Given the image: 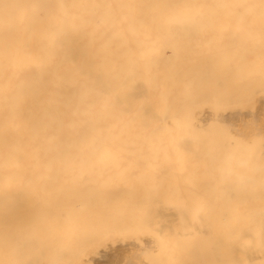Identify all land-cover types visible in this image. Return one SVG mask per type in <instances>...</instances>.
Returning a JSON list of instances; mask_svg holds the SVG:
<instances>
[{
    "label": "snow or ice",
    "instance_id": "obj_1",
    "mask_svg": "<svg viewBox=\"0 0 264 264\" xmlns=\"http://www.w3.org/2000/svg\"><path fill=\"white\" fill-rule=\"evenodd\" d=\"M217 76L264 95V0H0V264H89L116 236L148 238L126 264H264V119L191 123ZM117 179L142 194L90 195Z\"/></svg>",
    "mask_w": 264,
    "mask_h": 264
},
{
    "label": "bare ground",
    "instance_id": "obj_2",
    "mask_svg": "<svg viewBox=\"0 0 264 264\" xmlns=\"http://www.w3.org/2000/svg\"><path fill=\"white\" fill-rule=\"evenodd\" d=\"M175 43L176 42L174 40H159V41H157L155 43V45H154V47L152 49V55L154 57V59H153V69L154 70H158L160 72H164L165 70H171L174 66L177 65L178 58H177ZM69 54L72 55V56H75L76 58L87 57L89 55L87 44L86 43H77V42H74V41H70V43H69ZM179 65L181 66V68L183 69V71H184V73L186 75H188L190 78L197 79V80L200 79L201 77L207 78L209 76V74L211 73V71H212L211 69L203 66L200 63L199 58H198V54H197V52L194 49L186 51L183 55H181L179 57ZM132 87L134 89L140 88V87H142V84L141 83H135V84L132 85ZM214 88H218L224 93L225 99L223 101H225L227 98H230V96L232 94H234L235 92H237V94L243 92L241 90L236 89L235 87H234V90H233L232 89L233 86L231 87L229 82L223 80L222 78H219L218 76L216 78V82L214 84ZM232 91H234V92H232ZM254 93L255 94L258 93V90L255 91ZM254 93H251L250 95L253 96ZM248 94L249 93L245 94V92H244V95H248ZM178 95H179L178 93H175L174 94V99L177 98ZM242 95H243V93H242ZM263 99H264V97H263ZM251 100H252V102L254 101V99H251ZM251 100H249L250 102L247 105H250ZM258 100L259 99H257V104H258V107H260L261 103L262 102L264 103V100L262 101V98H260V106H259V101ZM243 102H244V99H243ZM229 103H230V101H229ZM219 104L220 103H216V102L197 104L194 107L193 111H192V116H191L192 126L194 128H196V129H205V128H208L209 126L213 125L214 123H217V122H215L216 120L211 118V116L212 117L216 116L215 112L219 108V106H218ZM251 105H250V107H251ZM253 106H255V109L257 108V105L255 103L254 105H252V107L250 109L252 111H254ZM234 109H236V108H234ZM234 109L231 108V110H234ZM238 109H239V111L241 110V112L242 111L245 112V110H243L242 108H238ZM238 109H236V111ZM262 109H260V110H262ZM220 110H222V109H220ZM228 110H230V109H228ZM252 111H248L250 115H253V114H251ZM224 112H221V114H218V113L217 114L220 117L221 115L226 114ZM236 113L238 114V112H236ZM236 113L235 114L231 113L232 115H228L229 117L233 118L232 119V123L234 125L233 127L241 126L240 123L245 124L244 121L247 119V118L245 120L242 119V118H244V116L243 117H239L240 114H243V113H239V116L238 115L235 116ZM151 114L158 115V118L160 120H166L167 119V117L162 112L157 114V113H155L154 110H152L150 112V115ZM227 114H229V113H227ZM228 116L226 115L225 117L228 118ZM245 116L249 117V115H245ZM251 118L252 119H249L250 121H254L257 125H259L260 121L262 119H264V112L259 111L256 114H254V116L251 117ZM216 119L219 122L218 117H216ZM220 120H222V118ZM249 120L247 119L246 122H248ZM222 121L224 122V118H223ZM230 122H231V120H230ZM226 124H228V122H225V125ZM199 150H200L201 153H208L211 150L210 138L206 139L205 142L200 145ZM130 189H132V188L129 186V184H127L124 181H121V180L117 179V180H111V181L106 182L105 184L101 185L99 188L91 191L90 195H92L94 197H97V198H101V199L121 200V199H125V198H128V197L132 196L130 194V192L132 190H130ZM128 190H129V195H127ZM139 191H140V189H139ZM124 192H126V193H124ZM121 193H123L124 195L121 194ZM30 194L31 193L29 191L25 190L24 192L20 193V196H21V198H24V197H27ZM134 194H135V192H134ZM139 195H140V193H139ZM178 214L179 213H177V215ZM211 228H212V225H211L210 222H205L203 225H197V229L198 230H211ZM116 237L120 238V236H116ZM123 237H128V236H123ZM131 238H133V236ZM145 238H147V237H145ZM109 239H111V238H109ZM123 239L124 238H122V241H123ZM117 240L120 241L119 239H117ZM128 240L129 241H127V239H126L127 243L119 245V247H116L112 251L110 250L111 251L110 253L105 255V257L102 260L101 259L98 260L95 264H126L127 261H129L131 259H134L135 258L134 254H135L136 250L139 248L140 245L139 246L135 245L137 243L136 240H135L136 243H134V244L130 243L131 239H128ZM122 241H120L119 244ZM138 241H141L140 238H139ZM106 242H108V241L106 240ZM115 242L117 243L116 239H115V241L113 243L115 244ZM131 242H134L133 239H132ZM139 243L140 244H144V241H143V243H142V241L139 242ZM139 243H137V244H139ZM109 244H110L109 246L111 248L112 244L111 243H109ZM105 245H106V249H108L107 244H105ZM98 249L100 250L101 248L98 247ZM96 251H98L97 248L93 252L94 255H96L100 251H103V249H101L98 252H96ZM93 253L91 255H93ZM88 257H90V256H86L85 259L88 260ZM95 257H97V255ZM98 257H100V256L98 255ZM92 260H93V258H92ZM90 262H89V264H90Z\"/></svg>",
    "mask_w": 264,
    "mask_h": 264
},
{
    "label": "rangeland",
    "instance_id": "obj_3",
    "mask_svg": "<svg viewBox=\"0 0 264 264\" xmlns=\"http://www.w3.org/2000/svg\"><path fill=\"white\" fill-rule=\"evenodd\" d=\"M230 85H231V87L233 86L231 83H229ZM233 90H234V86H233V88H232ZM237 89V88H236ZM232 92H234V91H232ZM242 93H243V95H242ZM235 95L237 94V92H235L234 93ZM234 94H232L231 96H230V98H227L225 101H223V102H221L218 106H219V108L217 109V111L215 112V114H216V116H211V118H213L214 120H216L215 122H217V123H220V124H224L225 125V122H228V124H226L227 126H234L233 125V123H232V117H229L228 115H232V114H235L236 112H238V114L236 113V115L235 116H239V113H243V114H240V116L239 117H243L244 116V118H242V119H252L251 117H253L254 116V114H256L257 112H259V111H262V112H264V103L262 102L261 103V106H260V98H262V101L264 100L263 99V97H264V95H261V93L258 91V93H254L253 94V96L252 95H250V94H248V95H244V91L243 92H241V93H239V94H237L236 96L234 95ZM245 94H247L246 92H245ZM262 96V97H261ZM245 97V98H244ZM243 99H244V102H243ZM251 99H254V101L252 102V100ZM257 99H259L258 101H259V106L261 107H258V104H257ZM242 100V101H241ZM249 100H251V103H250V105L252 104V105H254L255 103H256V105H257V108L259 109H255V106H253V108H254V111H252V110H250L251 109V107H252V105H251V107H250V105H247L250 101ZM229 101H230V103H229ZM209 106V105H208ZM247 106V107H246ZM209 108V107H208ZM227 108V109H226ZM231 108L232 109H234V108H236V109H238V108H242L243 110H245V112L244 111H242L241 112V110L239 111V109L236 111V109H234V110H231ZM252 108V109H253ZM263 108V109H262ZM220 109H222V110H220ZM228 109H230V110H228ZM260 109H262V110H260ZM220 110V111H219ZM225 112H224V111ZM236 111V112H235ZM248 111H252L251 112V114H253V115H250L249 114V112ZM221 112H224V113H226V114H224V115H221L220 117H219V115L218 114H221ZM232 114H231V113ZM234 112V113H233ZM247 112V113H246ZM256 112V113H255ZM218 113V114H217ZM227 113H229V114H227ZM214 114V113H213ZM249 115V117L248 116H245V115ZM218 115V116H217ZM228 116V118H226L225 116ZM242 115V116H241ZM216 117H218V120H219V122L217 121V119H216ZM222 118V120H223V118H224V122L222 121V120H220ZM231 118V119H230ZM227 121H226V120ZM246 119V120H247ZM229 120V121H228ZM230 120H231V122H230ZM246 120L244 121V123H247L246 122ZM250 121V120H249ZM231 124V125H230ZM240 125H243L242 123H240ZM130 190H132L131 192H130V194L131 195H139V193L141 194L142 192H141V190L139 191V188L138 189H135V190H133V189H130ZM134 192H135V194H134ZM124 193H126V192H124ZM121 194H123V193H121ZM124 195V194H123ZM127 195H129V190H128V193H127ZM166 211H169V214L170 215H174L175 217H176V219L177 220H179V218H180V215L178 214L177 215V213L178 212H176L174 209L173 210H166ZM178 217V218H177ZM132 236H128V237H123V236H120V238L119 237H113V238H111V239H107V241L108 242H106V240L103 242V244L101 245V247L99 246V248H101V249H103V251H100L98 248H97V250L98 251H100V252H98V251H96V252H98L96 255H97V257H95L96 255H94V253H93V255H88V256H90V257H88V261L90 262L91 260H92V258H93V260L90 262V264L92 263V264H95L98 260H102L104 257H105V255H107L108 253H110L112 250H114L116 247H119V245H122V244H124V243H127V241H129L128 239H131V241H132V239H133V241L134 242H131L130 241V243H132V244H134V243H136V241H137V243H139V242H141L142 241V243H143V241H144V243H145V241H147L148 240V238H145V237H143V238H140V240L141 241H138L139 240V238H134V236H133V238H131ZM122 238H124L123 239V241L125 240L126 241V239H127V241L125 242H123L122 241ZM115 239H116V241H117V243L115 242V244L113 243L114 241H115ZM117 239H119L120 241H122L120 244H119V242L120 241H118ZM138 239V240H137ZM136 240V241H135ZM109 243H113L112 244V246H111V248H110V244ZM135 244V245H141L140 243L139 244ZM105 244H107V247H108V249H106V245ZM116 245V246H115ZM114 246V247H113ZM106 249V250H105ZM111 250V251H110ZM106 251V252H105ZM108 251V252H107ZM102 254V255H101ZM98 255L100 256V257H98ZM95 257V258H94ZM90 259V260H89Z\"/></svg>",
    "mask_w": 264,
    "mask_h": 264
}]
</instances>
